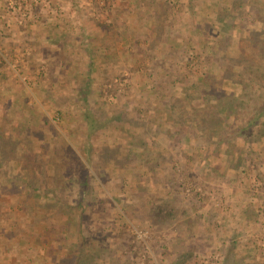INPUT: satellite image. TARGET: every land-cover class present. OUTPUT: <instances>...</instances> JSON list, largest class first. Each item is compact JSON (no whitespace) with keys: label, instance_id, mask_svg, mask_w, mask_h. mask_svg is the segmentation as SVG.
<instances>
[{"label":"rangeland","instance_id":"374dc122","mask_svg":"<svg viewBox=\"0 0 264 264\" xmlns=\"http://www.w3.org/2000/svg\"><path fill=\"white\" fill-rule=\"evenodd\" d=\"M259 75L264 0H0V264H264Z\"/></svg>","mask_w":264,"mask_h":264},{"label":"trees","instance_id":"16d2710c","mask_svg":"<svg viewBox=\"0 0 264 264\" xmlns=\"http://www.w3.org/2000/svg\"><path fill=\"white\" fill-rule=\"evenodd\" d=\"M255 79H256V81H253V79H243V77H239V79H237L235 82L241 84L244 88L251 87V82H254L257 87L261 88L260 91L262 93H264V76L259 75ZM205 83H208V81H206ZM229 102H230V97H227L226 101H223V103H220V105H218V106H222L223 109H225V111L227 112L226 116L228 118L230 117L231 109H232V106L230 105ZM252 108H253V112L250 115V117L245 121V125H243L241 127H237V132L239 134L246 135L247 129L252 128V126H254V124H257L258 122H260L261 119H264V98H262L261 101L258 102L257 104L253 105ZM214 118L215 117H213V119ZM236 118H238V116H236ZM90 120H91L90 121L91 124L95 123L91 116H90ZM215 122H216V119H215ZM219 123H221L220 119H219ZM36 195L39 197H42L38 193H36Z\"/></svg>","mask_w":264,"mask_h":264},{"label":"crops","instance_id":"0c3cea01","mask_svg":"<svg viewBox=\"0 0 264 264\" xmlns=\"http://www.w3.org/2000/svg\"><path fill=\"white\" fill-rule=\"evenodd\" d=\"M4 85H3V82H0V89L2 88L3 89ZM2 93V92H0Z\"/></svg>","mask_w":264,"mask_h":264}]
</instances>
